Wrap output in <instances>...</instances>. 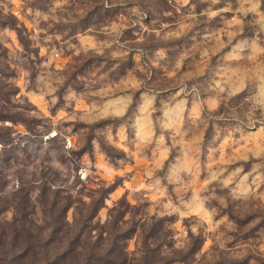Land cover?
<instances>
[{
  "label": "rangeland",
  "instance_id": "rangeland-1",
  "mask_svg": "<svg viewBox=\"0 0 264 264\" xmlns=\"http://www.w3.org/2000/svg\"><path fill=\"white\" fill-rule=\"evenodd\" d=\"M249 7L247 0H107V7L104 0H93L79 22L94 20L89 26L97 31L110 28L102 40L81 34L76 41L77 46L81 42L97 44L87 51L98 61L95 67L101 73L106 70L108 79L96 96L120 108L127 102L122 90H138L134 97L142 114L135 125L138 135L144 141H153L158 130L168 133L169 144H158L156 151L167 155L165 148L172 147L175 152V161L168 170L170 178L185 172L188 166L185 153L192 147L191 141L187 145L172 141L185 132L193 140L198 139L194 135L199 132L195 124L201 121L206 125L202 132L205 142L215 135L217 124L220 129L231 126L234 130L231 137L222 134V138L213 140L217 151L222 149L229 154L249 138L260 135L258 124L244 127L240 123L241 113L249 105L257 110L264 105V21H250L248 17L254 14H246ZM59 11L56 0H0V230L13 219L23 217L29 208L38 218L36 228H54L61 206L68 199L75 201L77 208L70 206L66 210L67 220L70 212L72 218L91 213L90 203L84 204L79 199L87 191L90 199L98 203L91 232L117 233L122 228L129 235L125 244L129 264H199L197 254L205 247L204 239L198 238L184 249L174 248L170 222L174 216L154 215L144 219L140 211L131 213L121 211L120 207L105 211L106 192L124 188L125 180L133 182V173L115 177L108 188L85 186L76 196L72 195L77 182L83 184L76 174L89 157L85 155L86 149L75 145L64 147L67 123L56 125L57 134L50 135L54 128L48 114L56 117L64 112L62 105L52 106L46 103L47 97L40 98L42 92L54 90L46 87L49 81L59 85L67 79L54 67L47 66L56 54L70 59V53L61 51L60 42L54 39L64 30V26L53 23ZM48 37L53 40L49 42ZM45 48L51 55L43 53ZM217 84L223 92L216 88ZM229 96L228 101L222 99ZM74 99L68 94L63 97L66 103ZM212 108L230 118L208 119L206 114ZM194 115H199L201 121L194 122ZM257 150H264V145H258ZM249 161L258 162L251 154ZM242 163L245 171L250 172L251 164ZM229 169L232 170L231 165ZM149 175L152 183H156L155 175ZM204 178L202 175L201 179ZM259 191H264V183ZM29 195L37 200L27 203ZM139 195L135 193L131 199ZM128 199L125 191L120 202ZM197 202L193 197L189 206L194 207ZM148 203L144 201L145 205ZM134 206L128 204L129 209ZM141 208L146 217L147 209L143 205ZM160 211L167 213L171 209ZM262 235L264 216L249 214L239 223L236 239L226 247L244 248ZM233 264L249 261L238 257Z\"/></svg>",
  "mask_w": 264,
  "mask_h": 264
},
{
  "label": "clouds",
  "instance_id": "clouds-1",
  "mask_svg": "<svg viewBox=\"0 0 264 264\" xmlns=\"http://www.w3.org/2000/svg\"><path fill=\"white\" fill-rule=\"evenodd\" d=\"M104 2L107 7V0ZM247 2L250 7L246 9V14H254L248 19L264 21L262 0ZM92 3L93 0H56V8L60 11L54 17L53 23L64 26V30L54 39L60 42L61 51L66 50L70 53V59L59 58L56 54L47 66L54 67L56 72L64 74L67 79L61 81L59 85L49 81L46 87L54 90L40 94L41 100L48 98L47 104L62 105L61 110L64 112L63 116L56 117L48 114L54 128L50 135L57 134L56 125L67 123L69 127L66 130L64 147L67 149L75 145L86 149L85 155L89 157L81 171L76 174L83 184L77 182L76 191L72 195L76 196L80 188L85 186L108 188L115 177L133 173L132 181L135 182V186L133 182L125 180L124 188L106 192V212L108 209L120 207L121 211L131 213L140 211L144 219L154 215L174 216V220L170 221L174 248L184 249L189 243L194 244L198 238L204 239L205 247L197 254L199 264H233L238 257L247 258L249 264H264V235L244 248L226 247L228 242L236 239L239 223L247 219L249 214L264 216V191H259L260 185L264 183V160L261 159L264 150H257L258 145H264V105H261L259 110L254 105H249L241 113V125L255 127L258 124L260 135L249 138L244 144L234 148L231 154L222 149L217 151L213 144V140L222 138V134L231 137L234 133L231 126L220 129V125L217 124L215 135H210L209 140L205 142L202 132L206 125L199 115L192 116L194 122L201 121L200 124H195L199 132L194 135L199 138L193 140L185 132L179 134L178 140L172 141L173 144L184 145L191 141L192 147L189 153H185L188 158L185 172L179 177L170 178L168 170L175 161V152L172 147L165 148L167 155H161L156 151L158 144H169L168 133L158 130V134L154 133L153 141H144L138 135L135 125L142 115L138 112V100L134 99L138 90H122L127 96V102L120 108H114L108 104L107 99H99L96 96V93L106 86L108 79L106 70L101 73L100 68L95 67L98 61L92 59L87 51L95 49L97 44L81 42L77 46L76 43L81 34L100 37L102 40L110 31V28H100L97 31L90 27L94 20L79 24ZM238 22L243 23V20ZM76 25L78 27H74ZM48 40L51 42L53 37H48ZM42 51L45 55H51L47 48ZM52 52H55L54 48ZM99 55L102 56L103 53ZM116 78L118 77L113 79ZM216 88H219L218 84ZM219 91L223 92L224 89L219 88ZM239 91H244V86H241ZM66 94L75 99L71 103H66L63 100ZM222 99L228 101L231 97ZM248 100L250 101L251 97H248ZM218 107L219 103L216 105V108ZM216 108L210 109L206 114L208 119L230 118L216 113ZM225 108H228L227 103ZM73 129L76 131L73 132ZM249 154L258 162L249 161ZM242 162L251 164L250 172L245 171ZM229 165L232 166V170L229 169ZM149 173L155 175L156 183H152V176ZM202 175L204 179H201ZM105 181L108 184L104 183ZM18 186L17 183L16 187ZM125 191L128 192L129 199L121 203L120 198L124 196ZM135 193L141 195L132 200L131 197ZM144 193L149 195L145 196ZM193 197L198 202L194 207H190L189 203ZM79 199L84 204L91 202L87 191L81 194ZM145 200L150 203L145 205ZM129 203L135 206L129 209ZM142 205L147 209L146 217ZM160 209L171 211L165 213ZM72 219L70 212L69 223ZM9 221L11 222V214ZM54 259L52 246L42 241L39 233L32 229H20L19 235L15 230L11 233H0V264H53Z\"/></svg>",
  "mask_w": 264,
  "mask_h": 264
},
{
  "label": "trees",
  "instance_id": "trees-1",
  "mask_svg": "<svg viewBox=\"0 0 264 264\" xmlns=\"http://www.w3.org/2000/svg\"><path fill=\"white\" fill-rule=\"evenodd\" d=\"M26 198L27 203L37 200L30 195ZM74 202L69 199L64 201L54 228L46 229L43 226L36 228L38 218L34 216L33 209L29 208L23 217L13 219L11 224L0 230V233H11L15 230L19 235L20 229L38 232L41 240L52 246V256L55 258L53 264H129L125 246L129 235L125 234L122 228L117 233L100 232L96 235L91 232V224L96 222L94 218L98 203L97 201L95 203V200L90 202L91 213L73 217L69 223L65 212L70 206L77 208ZM53 223L47 222L50 225Z\"/></svg>",
  "mask_w": 264,
  "mask_h": 264
}]
</instances>
